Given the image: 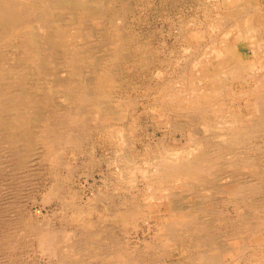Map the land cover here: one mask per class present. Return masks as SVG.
Masks as SVG:
<instances>
[{
  "label": "bare ground",
  "instance_id": "bare-ground-1",
  "mask_svg": "<svg viewBox=\"0 0 264 264\" xmlns=\"http://www.w3.org/2000/svg\"><path fill=\"white\" fill-rule=\"evenodd\" d=\"M100 3V0H0V157L9 156L7 158L13 164L14 172L30 171L41 160L57 167L64 146L77 145L79 127H87L92 120L104 125L113 118V109L108 103L109 95L114 92L109 94L108 91L111 73L102 66L112 44L115 47L110 53L116 52V56L126 44L115 28L113 35L107 32L112 35L111 46L98 48L101 47L100 42L94 38L101 31L103 19L106 18V8ZM223 5L205 6L204 17L190 20L189 26L181 23L189 29L186 42L195 47L193 53L196 60L193 56L195 61H192V67L187 69L186 74L176 75L175 79L171 76L173 80L168 79L167 83L161 81L164 84L157 85L155 98L164 113L185 108L187 123L201 122L210 132H215L214 129L224 130L211 138L215 140L216 136L221 135L225 144L213 148L209 137H203L197 130L191 129L188 145L197 146V151L204 147L206 150L202 149L193 157L190 156L192 153H187L189 160L183 159L187 156L184 153L187 148H179L182 149L179 152L176 150L178 147L163 151L154 147L156 150L145 152V155L147 158L155 156L157 162H149V166L142 169L143 177H147L146 182L150 183L129 194L128 199L119 202L120 205L111 203L104 205L101 212L96 210L99 219L92 221L89 218L88 222L82 224L81 238L68 231L58 232L56 228H35L25 223L21 214L6 228L0 227V244L6 251H17L22 245L21 236L27 232L36 237L35 241L44 253L57 258L58 264H82L85 262L84 255L100 258L108 264H149L145 256L132 253L127 242L109 235L111 229L103 223L111 221L121 228H138L140 219L158 210L163 215L158 221L160 231L156 238L160 240L162 248L172 243L179 244L185 238L191 240L199 249L193 258L197 264H220L222 258L242 260L247 242L262 245L260 234L256 232L264 229V218L260 215L264 211V201L258 197L264 191V181L258 173L255 159L258 148L252 146V142L264 129V14L261 10L251 9V6L257 5L256 0H223ZM70 26L78 30L75 39H72ZM103 40L109 42L106 38ZM242 50L254 55L253 61L244 66V56L242 58L240 55ZM115 60L118 59L113 58L112 61ZM245 68L249 70L245 72ZM22 73L30 74L32 78L22 76ZM35 77L43 82L40 89L44 90V98L40 99V103L29 90ZM238 99L241 101H238L241 104L237 105L239 109L229 106L228 100ZM43 103L47 105V110ZM70 103L77 109L67 113L65 104ZM31 114L34 115L33 121L28 123L27 117ZM112 129L113 134L122 131L119 126ZM122 162L128 168L129 159L124 157ZM220 168L231 172L226 175L229 179L225 190L214 187L219 180L217 174ZM241 168L253 171L250 182H244L239 177ZM205 189L213 191V195L218 191L229 195L227 202L237 214L235 224L231 218L221 215L211 206L213 200L207 205ZM51 191L55 194L58 189L54 186ZM142 200L148 201L147 204ZM79 201L75 194L71 199L62 201L65 206L74 209L75 222L81 221L87 214H93L88 207L84 210L85 206ZM247 209L251 210L253 216L247 214ZM217 224L234 227L229 242L233 249L217 239L224 232L219 230ZM215 230L219 232L215 233ZM251 233L255 236L251 237L254 241L250 239ZM160 248L159 243L156 249ZM253 260L257 264H264V256Z\"/></svg>",
  "mask_w": 264,
  "mask_h": 264
},
{
  "label": "rangeland",
  "instance_id": "rangeland-1",
  "mask_svg": "<svg viewBox=\"0 0 264 264\" xmlns=\"http://www.w3.org/2000/svg\"><path fill=\"white\" fill-rule=\"evenodd\" d=\"M100 1V4L106 8H104L106 10L104 15L106 18L103 19L101 31H99L98 35L94 38L97 42H100L101 47L98 46V48H109V46H111L110 40L115 28L117 33H120L121 37H123V41L126 44V47L119 54H117L119 57L116 56V52L110 53L115 47L114 44H112L111 49L108 50L107 54H104L105 64L102 67H104L103 69H105V71H109V73H111V79L108 88L112 89H108L109 94L114 91L110 94L112 98L109 95L110 99H108V103L113 109V118L110 119L111 121L109 123L104 125L101 124L100 121L92 120L87 127H79L77 130V145L68 147L64 146L65 148H62V156L60 155L57 167H54L47 161L41 160L40 163L38 162V166L36 165L32 167V169L30 168V171L28 170L29 172H14L13 164L7 158L9 156H1L0 227L6 228L9 222L17 220V218H20V215L22 214L24 222H28L30 226L45 230L56 228L58 232L68 231L71 234L73 233L75 236H79V238H81L83 230L81 227L82 224L84 222H88L89 218L92 221L99 219L96 210L101 212L106 205H111V203H113V205H117V203L128 199L129 194L136 193L150 183L149 181L146 182L147 177H143L142 169L148 167L149 162L156 163L157 160H154L155 156H151L149 157L150 160L147 161L149 158H147L145 152L148 153V151L150 152L151 150L154 151L156 149H161L163 151L167 148L169 149L178 147L176 150H179V152L182 151V149L179 148H187L184 152L185 155H187V153H192L190 156L193 157V155H196L202 149L205 151L206 149L204 148L206 147L201 148V150L198 149L199 151H197V146L194 145L193 147L192 144L188 145V139L191 136V129L197 130L203 137H209L213 148L225 144V140L221 135L216 136L215 140L214 138H211L214 135L220 134L224 130L219 131V129H214L215 132L211 131V133L210 131H207V127L205 128L201 122L187 123L185 108H179L181 111L172 108L174 111L164 113V111L158 107V104H156L157 102L155 98V96H157V85L159 83L162 85L165 82H169V80L175 79L176 75L186 74L188 71L187 69L191 68L193 62L196 60V55L193 53L195 52V47L186 42L185 36H187L189 29H186V27L184 28L183 24L181 23H187L185 25L187 26L188 22H191L196 18L199 19L200 17H204L206 14V7H213L215 4L224 6L223 0H205L204 2L202 0H120L121 2L119 0ZM125 1L127 3H125ZM256 1L257 5L253 7L251 6V9L261 10V12L264 14V0ZM120 7H122L123 10ZM204 10L205 12H203ZM132 16L136 18L134 19ZM184 16L188 18L186 19ZM178 20L181 22L178 23ZM180 25L184 28V30ZM69 30H71L72 39H75L78 34V30L74 26H70ZM107 32L109 34L112 32L113 33L112 35H109ZM105 38L109 41L108 43L104 42L103 39ZM127 38L129 39L127 40ZM241 49H243L242 46ZM142 54H144L143 57ZM240 55L242 58L244 56L245 59L242 62L243 66L249 64L254 59V55L251 52L242 50L240 51ZM193 56L195 60L192 59ZM145 57L146 59L143 60ZM181 57L183 59H180ZM113 58L118 60L112 61ZM60 59L61 58L58 60ZM19 62L20 58L18 59V63ZM117 64H120V66ZM180 69L183 70L181 71ZM248 70V68H245V72ZM166 73L169 74L167 75ZM23 75L32 78L30 74L27 76L28 74L22 73V76ZM31 81H33L30 85L31 87L29 86L31 95H33V97L37 96L38 102L40 103V99L44 98V90L40 89V86L43 82L42 80L39 81V79L36 77ZM152 97L154 99H152ZM115 98L119 99L116 101L114 100ZM238 101L241 102L239 99L236 101L228 100L229 106L231 107L233 105V108L239 109L237 106L239 103ZM42 105L43 107L45 106V109L47 110V105L44 103ZM65 107H67V113L72 112V110L75 108V106L71 105V103L65 104ZM49 108L51 107L49 106ZM243 111L245 112V109ZM33 117V114L27 117L28 123L33 121ZM118 126L120 129L122 128L121 130L123 132L121 131L120 133L118 132V134L117 132L116 134H113L112 128ZM263 134L264 129L259 133L255 141L252 142V146H256L259 150L256 151L255 159L258 165V173L261 177V180L264 181ZM119 142L121 145H119ZM186 145L188 146L184 147ZM188 156L189 155L184 156L183 159L186 158L185 160H189ZM124 157H127L130 161L128 166L129 169L125 168L124 162H122ZM69 167L71 168L69 169ZM252 172L253 171L248 168H241L239 177L244 179V182H250L253 179V175L251 174ZM229 173H231L229 169L227 171L226 168H220L217 174L219 180L215 182L214 187H218L220 190H225L228 187L227 182L229 179V176L227 177L226 175H229ZM54 186L57 187L58 191L55 194H52L51 187ZM204 193H207L204 197L206 199L207 205H209V202L213 200L211 206L221 212V215L231 218L234 224L236 223L235 219L237 218V214L234 207L227 202V200H229L228 194L224 193L223 191H218V193L213 195V191L209 189H205ZM74 194L77 195L78 200H80L79 203L82 206H85L83 208L84 210H86V207H88V211L93 210L92 215L87 214L86 217L77 222L73 221L75 215L74 209L72 207L65 206L62 202L63 200L71 199V196ZM209 194H211V196H209ZM245 194L247 195L248 193ZM258 197L260 200L264 201V191L261 192ZM142 202L147 204L148 201L142 200ZM88 205L92 207H89ZM263 206L264 204H262V207ZM159 212L160 210L151 213L143 219H140L138 228H121L111 221L105 222L103 225L111 229V231L108 233L109 235L119 239L121 242H127L128 247L132 249V253L135 252L136 254H139L143 257L145 256V258L148 259L149 264H197V262L195 263L193 261V258L197 256L199 249L191 243V240L187 241L185 238L179 244L172 243L171 245L162 248L160 240L157 239V234L160 231V223L158 221L163 215L162 212ZM246 212L248 215L253 216L251 210L247 209ZM260 215L262 218H264V211H261ZM232 222L229 223L233 224ZM223 225L226 226L227 224L224 223ZM217 226L220 228V231L224 230V232H222V234L217 237V239L225 244L226 247L231 248L232 244H229V242L230 238L233 237L234 227L227 228L225 226L223 227L221 224H217ZM217 231L218 230H215V233ZM154 233H156V235ZM256 233L260 234L259 241L262 242V245H254L251 242H247V249L243 253L244 256L242 260L222 258L220 264H257V261H254L253 258L264 256V229H260ZM253 234H250V239L254 241V239L251 238H255ZM21 237L22 245L19 247V249H17V251H6L0 244V264H58L57 258L44 253L40 249L38 242L35 241L37 239L33 234L30 235L26 232ZM105 240L109 239L106 238ZM159 243L161 248L160 250H157L156 246H158ZM151 247L156 250H152ZM84 257L85 262L82 264H108L107 261H104L100 258H98L100 259L98 261V259H95L94 257L91 258L90 255H84Z\"/></svg>",
  "mask_w": 264,
  "mask_h": 264
}]
</instances>
